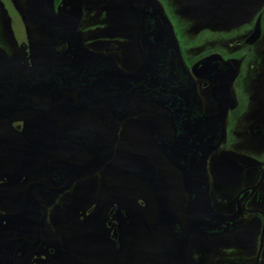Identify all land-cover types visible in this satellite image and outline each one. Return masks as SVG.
Returning <instances> with one entry per match:
<instances>
[{
  "label": "flooded vegetation",
  "instance_id": "af4514ba",
  "mask_svg": "<svg viewBox=\"0 0 264 264\" xmlns=\"http://www.w3.org/2000/svg\"><path fill=\"white\" fill-rule=\"evenodd\" d=\"M154 1L183 63L211 32L224 51L184 63L195 92L167 104L146 95L129 1L0 0V229L15 233L0 264L11 240L13 264H31L44 226L76 239V264H264V12L235 0L239 24L183 29Z\"/></svg>",
  "mask_w": 264,
  "mask_h": 264
},
{
  "label": "water",
  "instance_id": "95a60500",
  "mask_svg": "<svg viewBox=\"0 0 264 264\" xmlns=\"http://www.w3.org/2000/svg\"><path fill=\"white\" fill-rule=\"evenodd\" d=\"M129 1L132 11L137 15H139V41H140V47H141V54L143 55L145 59V66L143 69V76L145 79H147V82L145 83V86L147 87L146 95L151 97L155 102H160L159 98L167 104L169 102V98H165L164 93L166 94H175L174 92H180L184 91L186 95L189 97L191 94H194V84L192 82L191 77L189 76L187 69L181 59L178 46L175 43L173 34L171 32V29L169 27V24L167 20H165L163 13L161 12L159 6L154 0H145L146 3H144L141 0H127ZM30 5L35 3L36 5H42L43 0H29ZM35 12V11H34ZM35 15L36 12H35ZM52 15V12L51 14ZM161 15V16H160ZM40 20H41V14H39ZM37 17V16H36ZM215 57L211 56L209 58H205L201 60L198 65L195 67L200 66H209V64L212 62V59ZM162 70H167V72H170L169 74H166V76L162 79L158 76V72ZM165 73V72H163ZM158 77H157V76ZM139 76L138 73L134 74L132 78L137 80L136 78ZM150 77L157 78V82L150 81ZM216 78V77H214ZM214 78H211V80H214ZM187 80V82H182L181 80ZM162 80L163 83H165L166 90L163 88L161 84H159V81ZM216 80V79H215ZM218 80V79H217ZM214 81L215 83L217 82ZM228 80V78H227ZM231 79L228 80V82L225 84V86H229L231 83ZM221 81L217 82L216 84L220 87L224 85V83H220ZM159 86H162L163 90H161L162 97L156 94L155 90L158 89ZM180 94V93H176ZM217 98V94L215 92L214 95ZM216 118H219L218 116ZM211 123H214L213 118L210 119L209 125ZM218 142V135L215 132H211L210 138L208 141V148L209 151H212ZM28 204L27 205H33L32 202H34L33 197V188L31 187L28 191ZM25 206V209L27 207ZM34 208V206H33ZM36 209L33 210V223H36L37 213L35 215ZM25 212L21 216V220L25 219ZM41 222V221H40ZM40 227L38 228V230ZM41 235L38 233L37 240L33 243H28L27 248L25 249L27 251H35L40 244ZM23 241L20 240H11L6 242L3 247L1 248V252L7 253V261L6 264H13L11 260V254L14 251V249L22 244Z\"/></svg>",
  "mask_w": 264,
  "mask_h": 264
},
{
  "label": "rangeland",
  "instance_id": "374dc122",
  "mask_svg": "<svg viewBox=\"0 0 264 264\" xmlns=\"http://www.w3.org/2000/svg\"><path fill=\"white\" fill-rule=\"evenodd\" d=\"M161 1L167 10L166 13L170 17V19L177 22L181 28L187 29V26L196 24L199 28H216L220 23L228 22L231 24H239L242 22V18L238 17V14L234 13L230 16H227V11L239 12L238 10V2L235 0L227 2V7L224 8L225 2L224 0H159ZM226 1V0H225ZM244 4V5H243ZM244 10L248 13H251L253 16L258 13L264 12V1L261 0H246L243 3ZM164 8V6H163ZM165 9V8H164ZM228 17V18H226ZM173 21V23H174ZM186 32L185 30L183 33ZM211 32V31H210ZM209 34L210 44H194L190 45H182L181 49L183 51V58L186 59L184 62L188 67L194 65V63L202 58L203 56L210 54H222L223 47L220 45H214L217 36ZM216 43V42H215ZM230 50L233 49V46L228 47ZM232 53V51H230ZM190 53L192 55H190ZM192 68V67H191ZM4 149H9L8 147H4ZM8 154L3 158L6 160V164L3 165L11 166L13 164L17 165L19 161H21V156L17 157V159L12 160L9 151ZM3 196H7L2 194ZM11 207V205L2 204V208ZM3 220H5L4 216H1ZM4 222V221H3ZM5 223V222H4ZM5 226V225H4ZM58 232L53 230L48 232L43 227L42 233V245L39 250L33 253L32 258L30 260L31 264H76V255L73 250L76 248V239L70 238H62L58 234ZM15 233L7 232L4 230L3 225L0 229V242H4L14 237ZM140 237V243H143L145 249L151 248L157 244V240L154 237ZM53 249L54 253L50 254L48 249Z\"/></svg>",
  "mask_w": 264,
  "mask_h": 264
}]
</instances>
